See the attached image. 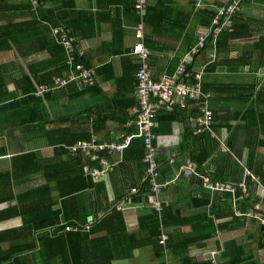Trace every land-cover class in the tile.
Instances as JSON below:
<instances>
[{"label": "crops", "instance_id": "crops-1", "mask_svg": "<svg viewBox=\"0 0 264 264\" xmlns=\"http://www.w3.org/2000/svg\"><path fill=\"white\" fill-rule=\"evenodd\" d=\"M28 1L0 0V25L8 21L7 17L14 22L29 20L27 10L21 7ZM123 1L126 0H76L73 4L75 11L84 13L80 21L84 33L94 35L79 41V47L97 75V86L79 97H71L70 89L66 88L49 98L45 94L50 91L38 94L45 83L37 89L34 98L26 95L17 89L16 81L32 76L33 70L40 77L44 76L40 70L43 63L48 64L50 52L31 53L32 46L24 39L11 45L9 50H0V81L3 82L0 89H5L0 96V238L5 237L0 253L8 254L11 244L27 241L26 233L18 236L16 233L27 225V220L37 216L32 225L33 237L46 235L45 238L51 240L50 251L39 246L23 252L18 256L21 264H181L186 258L191 259V264H264L262 224L236 213V208L241 212L249 209L241 200L236 205L233 197L231 203L226 202L224 196L229 192H211L195 175L199 173L213 182L234 185L247 182L255 201L264 207L261 175L252 173L253 179L245 174V170H249V148L246 146L249 133L246 122L240 119L241 116L236 117L237 113L247 109L250 96L254 98L264 85V57L261 58L264 43L256 46L260 37H264V0L244 1L236 17L241 25V36L229 42L226 57L230 60L242 57V68L236 67L238 63L227 66L218 62L206 71L207 65L215 63L217 58L214 45L212 49L200 50L188 60L192 72H204L207 84L223 88L208 93L215 119L206 133L215 142L217 152L202 165L198 164L197 160L202 159V132L195 133L198 127L194 123L199 114L198 101L186 100L188 107L183 108V115L177 119H166L171 111L163 112L157 118L155 133L161 180L173 181L158 197L161 213L151 205L152 192L141 201L131 200L122 209L114 208L116 201L133 194L130 189L141 183L145 173L143 163L118 166L95 181L84 175L73 152L69 151L70 147L65 145L73 139L76 125L72 122L77 121L78 115L89 114L92 123L100 111L97 108L107 102L113 111H110L111 119L101 124L93 138L100 142L114 141L127 127L135 128L136 69L132 66L137 61L130 52L138 42L137 21L129 4ZM174 1L183 8L189 0ZM227 1L198 0V6L218 7ZM5 2L11 5L8 9L1 7ZM72 2L46 0L44 5L46 9H55L56 4L66 5L70 11ZM145 31L148 29H144V36ZM194 32L197 38L204 31L196 28ZM22 35L29 36L24 31ZM49 40L50 37H41L43 43ZM154 41L163 45V49L155 53L150 50L152 76L158 79L164 73L174 72L186 52L183 53V46L172 36H158ZM110 50L119 52L112 55ZM252 85L255 89L250 91L248 87ZM228 86L245 89L237 94L234 90H224ZM261 95L264 96V92ZM38 97H44V101ZM259 113L262 115L259 114L257 135L262 143L255 162L264 170V104ZM124 114L128 121H124ZM226 117L227 122L223 120ZM132 151L136 152L138 148L133 146ZM189 164L193 169L187 167ZM111 208L120 212L121 217L113 216L106 222L103 218L105 224L109 230L122 226L124 233L105 232L92 225V229L82 231L91 230L85 233L62 228L68 221L96 214L95 210L98 217H103ZM213 209L216 216L211 213ZM203 214L209 216L203 218ZM163 218L170 224L164 226ZM159 224L161 233L168 235L164 256L159 255L158 245L150 238L157 226L159 229ZM171 234L183 240V249L167 248ZM43 251L50 252V257L44 256Z\"/></svg>", "mask_w": 264, "mask_h": 264}, {"label": "trees", "instance_id": "trees-1", "mask_svg": "<svg viewBox=\"0 0 264 264\" xmlns=\"http://www.w3.org/2000/svg\"><path fill=\"white\" fill-rule=\"evenodd\" d=\"M75 1L76 0H73L71 6H69L70 11H67L68 9L66 5L58 6V4H56L55 9H46L44 5V3H46V0H38L36 5H33V3L29 0L27 3H23V5L21 6L27 10L28 15L26 17H29L30 18L29 20H24L21 22H14V19H12L11 17H7L6 19L8 21L4 23L3 25H0V50H9L11 48V45L13 46L20 39L21 40L24 39L27 41L28 45L32 46V49L30 50L31 53H35L36 51H41V50H47L50 52L48 64L43 63L42 69L40 70L44 73V76L43 74L41 75V77L43 76V78H41L40 75H38V73L33 70L32 76H28L25 79L16 81L17 89L21 90L26 95L30 94L29 96H33L34 98V95L37 89L41 85L45 83V85L53 86L54 79L56 77L64 78L65 76L70 74L72 71H74L76 65L78 64H83L85 67L92 69L93 66L90 65V62L88 61V59H86L82 50L79 47V41H81L82 39L93 37L94 35L84 33L83 26L80 22L82 14L84 13L75 11L74 6H73ZM59 2H62V1H59ZM123 2L128 3L130 9L132 10V13H135L136 21H137L136 28L140 24H142L143 32H144V29H148V32L145 31L143 42H144V46L148 48L149 50H151L152 53L159 51V49H163L162 48L163 45H160L159 43L154 41V38L158 36H172L176 41L180 42L179 45L183 46V53L186 52L185 54H187L188 52H190V50L199 43L200 38L203 33L202 32L196 38V35L194 32L195 29L202 28V31L212 29L213 19L217 15V9L220 6H222L220 5L218 7L217 6L212 7L206 4L198 6L199 5L198 0H189L188 3L185 6L183 5V8H182L174 0H147L146 6H145V13L141 15L137 13L138 12L136 9L137 0H126ZM226 3H224L223 5H225ZM4 4H5L4 6L1 5L2 9L3 8L8 9V7L11 6L9 5V2H5ZM242 4H241V7H242ZM241 7L238 11H236L232 15V19H231L232 23H231L230 28L225 26L223 27L222 31L219 34L217 35L210 34V36L206 38L205 46L204 48L201 49V51L207 48L212 49L213 45L216 47V51H217L216 52L217 58H216L215 63L208 64L206 71L208 69L209 70L212 69L214 66H216L218 62L219 64L223 62L227 66H229L230 63H234V64L238 63L236 67L242 68V60H243L242 57L231 59V60L228 57H226V55H228V51L230 50L229 42L237 38H240L241 36L240 35L241 33L239 32L241 25L238 23V20L236 19L237 14L241 10ZM23 31L28 33L29 36L25 37L24 35H22ZM63 33H67L68 36L73 38L72 51L62 42ZM43 36H46L47 38L50 37V40L48 42L43 43L41 41V37ZM245 36H250V35H245ZM214 38H215V43H214ZM258 43L259 44L256 45L257 48L261 46V43H264V37H260V40ZM36 44H40L39 47L36 46ZM157 47H160V48H157ZM166 49L168 48L166 47ZM118 52L119 51H115V50L109 51V53L112 55ZM263 53H264V50H263ZM263 57L264 55L261 56V58ZM70 58H72L73 60L71 64H68V60ZM150 58H151V55H150ZM150 58H148V63H150ZM181 59L178 62L179 64H180ZM260 62L261 61L259 60V63ZM136 63L137 64L136 65L134 64L132 67H134L137 71L140 65L138 61ZM186 67H187V71H186L187 77L183 78L184 82L189 81L190 83H195L196 73L191 71L189 63L186 65ZM31 68H34V66H31ZM94 74L96 77L97 76L96 73ZM135 79H136L135 80V84H136L135 95H136V89H137V83H138L137 78H136V72H135ZM0 86H3L2 81H0ZM96 86H97L96 82L94 85H85L83 83L70 82L69 84L62 86L58 89H55L53 91L50 90V93H46L45 97H48V98L52 97L54 93L65 90L64 88L70 89L71 97L73 98L79 97L85 91L89 89L92 90V88H95ZM261 87L262 88L259 90V92L256 93L254 98H252V95L250 96L249 99L251 100L249 101L247 109L242 113H237L236 117L241 116L240 119L246 122L245 127L249 133V138H248L249 140L247 141V145H246L249 148L248 169L251 171V173L255 175L260 174L261 180L264 181V170L262 169L260 163L255 162L257 161L256 159L258 157V147L262 143L259 140V137L257 135L258 134L257 125H258L259 118H260L259 114H261L259 112H260V108L262 104H264V96L261 95V92H264V85H262ZM237 89L234 86H228L227 88H224V90H234L233 92H237L238 94L241 90L245 89V87L244 88L240 87ZM248 89L250 91H253L255 89V85L249 86ZM0 90H1L0 96H2L5 89L3 90V88H1ZM201 90L204 95L208 96L209 92L216 93L218 91H222L223 88L222 89L218 88L217 85L215 84H207L204 80V72H203L202 78H201ZM230 94L233 95L234 93H230ZM38 99H43L44 101V97L42 98L38 97ZM209 99L210 97H208V100ZM197 101L198 103H200L203 101V98ZM136 104H137V98H136ZM107 105L103 104L101 107L97 108V111L99 109L100 111L97 113L95 117L96 120L92 123L90 122L89 114L78 115L79 117L76 118L77 121L75 120L72 122L76 126H74L75 128L73 129L74 134L71 136L73 138L72 141H70L68 144H65L67 145V148L73 146L78 141L93 139L92 137L93 133L98 132L100 130L101 124L105 123L106 120H108L109 118L111 119L110 117V114H111L110 111H112L110 110L111 106L108 104V102H107ZM135 106L137 108L138 104ZM187 107H188V104L186 105V108ZM162 113L163 112L159 113L158 116L160 117ZM168 115H169L167 116L168 118L165 117L167 120L177 119L178 117H181L183 115V109L182 110L174 109ZM124 117H126V120L124 121L129 120L126 114H124ZM214 119H215V113H214ZM227 119L228 117H226V119H223V120L227 122ZM255 119L257 120L255 121ZM135 120H136V116H135ZM135 131H136V126L135 128L127 127L124 130L123 135L133 134ZM154 132H155V129H154ZM200 134H201L200 138L202 139L201 141L202 142L201 143L202 159L197 160V161H198V164L202 165L207 160H209L214 153L217 152L216 150L217 146L215 142H213L212 139L209 137V134L206 133V130ZM109 142H112V141H109ZM133 146H136L138 148V151L133 152L132 151ZM126 152H127V155H125ZM144 153L145 152H144L142 139L140 138L133 139L129 147L124 152L123 161L115 165L113 170L117 168L118 166L125 167L127 166L126 164L128 163L130 164L132 163L134 164V162L138 164L143 163L142 159L144 157ZM72 155H74L75 162L77 165H79L81 170L83 169L84 165L91 162L90 159L87 157V155L82 154L80 152L75 153V154L72 153ZM102 155H106V153H102ZM107 156L112 159L111 160L112 162L117 160V158H115L116 156L114 155L112 156L107 155ZM91 163L92 165H95L97 162H91ZM144 165L146 169V164ZM249 181L248 183H250ZM244 184L247 189V196L243 198L241 202H243L242 205L248 209L257 202L255 201L254 196H253V191L251 188H249V186L247 185V182ZM134 186H137L138 188L137 192L131 195L128 194V195L123 196L121 199H119L118 201L114 203V208H115V205L119 203L120 201H122L123 199L129 198L132 200V202H138V201L143 200L146 197V195L151 194L150 187L147 182L145 183L141 182L139 184H135ZM237 193L238 195H241L240 190H238ZM226 194H228L229 196L228 195L224 196L225 201L228 203L229 202L231 203L232 195H230L229 193H226ZM213 211L214 209L211 212L212 215L216 216L217 214H214L215 212ZM95 213L96 214L90 215V216L83 215L80 219H75L74 221H68L69 223L65 224L62 228H64V230L66 231L82 232L85 229L84 226L88 224L90 221H92L91 225L95 226L96 229H100V230L103 229L105 232H113L115 234H118V232L124 233L123 231L124 229L122 226L119 227V229L112 228L109 230L107 227V224H105V222L107 221L106 219H110V217H113V216H117L118 218L121 217L120 212H117L116 209L111 208L109 211L104 213L103 217H98L99 214L97 210H95ZM208 216L209 215L207 214L202 215L203 218H207ZM36 217L37 216H34L33 218L27 220L28 222H25V224L27 225H24L16 233L17 236L20 233H26L28 240L26 242L20 241V243L17 241L14 244H11V251H9L8 254L6 253L5 255H3V253H0V263L4 262L7 264H21V261L20 259H18V256L23 252L33 251L39 246L43 250L45 248V251H50L51 240L49 238H45L46 235L41 236L40 238L33 237V226L32 225L35 223ZM38 217H41V215ZM103 218H105V222ZM163 221L164 223L163 222L162 223L164 224V226H167L168 224H170L166 222L164 218H163ZM206 221L209 222L210 219H206ZM102 222H104V224ZM178 222L180 224L181 220H179ZM172 224L173 226L179 225L177 223H172ZM91 225L89 226L88 229H90V227L92 229ZM160 226L161 225L159 224V229L157 226V228L153 231L152 235H150V238L153 240L152 241L153 243H156L158 245L157 251L159 255L164 256V246L160 245L159 243V237L161 235ZM66 227H72V230H67ZM88 229H85V230H88ZM90 231H85V232H90ZM85 232H82V233H85ZM2 240H5V237L0 238V247L3 242ZM167 248L173 251H177L179 248L183 249V240L176 237L174 234L173 235L171 234L170 239L167 242ZM43 254L44 256L47 255L48 257H50V252L45 253L43 251ZM181 264H191V259L190 258H186L185 260L182 259Z\"/></svg>", "mask_w": 264, "mask_h": 264}, {"label": "built area", "instance_id": "built-area-1", "mask_svg": "<svg viewBox=\"0 0 264 264\" xmlns=\"http://www.w3.org/2000/svg\"><path fill=\"white\" fill-rule=\"evenodd\" d=\"M33 5H36L38 0H30ZM244 1L253 0H228L225 5L220 6L217 9V15L213 19V28L205 30L202 33L199 43L191 49V51L180 61L177 69L169 74L164 73L158 79H154L152 76L151 68L148 63L151 52L144 46V32L143 25L140 24L136 28V38L138 42L133 46L131 54L136 58L140 67L136 71L137 78V89L136 98L138 107L135 109V126L136 131L133 134L122 135L119 140L112 142H100L93 138L91 140L78 141L70 150L73 153H82L87 155L91 162H97L95 165L87 163L83 166L84 175L91 177L93 180H100L110 171L113 170L115 165L123 161V155L125 150L129 147L132 140L135 138L142 139L144 147L143 163L146 164L145 174L141 182H147L152 192L151 205L158 212L161 213L162 207L158 199L162 191L170 185L173 181H162L160 173V163L158 160V150L156 145V134L154 129L156 128L157 116L161 112H170L174 109L182 110L186 107V100L197 101L203 98V101L199 103V113L195 122L197 129L195 133L209 130L214 120V113L209 105L208 96L204 95L201 90V78L203 72H199L195 75L196 82L190 83L184 82V77H187V63L188 60L199 52L205 46V40L210 34H219L223 27H231L232 15L238 11L241 4ZM147 0H137L136 9L139 14L145 13V6ZM62 42L72 51L73 38L62 34ZM215 43V38H214ZM72 58L68 60V64L72 63ZM94 70L85 67L83 64H78L75 70L64 78L56 77L54 79V85H44L39 88L38 94L46 91L55 90L62 86L69 84L70 82L83 83L85 85H94L96 77ZM106 153V155H102ZM107 155L116 156L117 160L112 162L111 158ZM174 162V160H171ZM192 165L189 164L187 167L193 169ZM247 176H251L252 173L249 170H245ZM197 177L202 179L203 185L211 192H229L234 200V205L238 200H242L247 196V189L244 181L234 185L231 182H220L211 181L207 176L196 173ZM138 190L137 186L130 189L131 193H136ZM240 190L241 195H238ZM131 202V199H123L115 205L116 209H122L125 204ZM236 213L239 215H245L247 217L258 220L264 227V207L259 203H255L246 212H241L236 208ZM92 224L90 221L84 226L88 229ZM67 230H72V227H66ZM168 235L164 232L159 237V243L165 246Z\"/></svg>", "mask_w": 264, "mask_h": 264}]
</instances>
